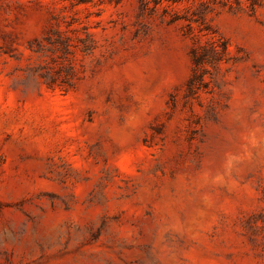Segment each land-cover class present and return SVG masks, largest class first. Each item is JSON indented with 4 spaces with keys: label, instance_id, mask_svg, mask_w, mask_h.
<instances>
[{
    "label": "rangeland",
    "instance_id": "rangeland-1",
    "mask_svg": "<svg viewBox=\"0 0 264 264\" xmlns=\"http://www.w3.org/2000/svg\"><path fill=\"white\" fill-rule=\"evenodd\" d=\"M0 264H264V0H0Z\"/></svg>",
    "mask_w": 264,
    "mask_h": 264
},
{
    "label": "trees",
    "instance_id": "trees-1",
    "mask_svg": "<svg viewBox=\"0 0 264 264\" xmlns=\"http://www.w3.org/2000/svg\"><path fill=\"white\" fill-rule=\"evenodd\" d=\"M198 58V57H197Z\"/></svg>",
    "mask_w": 264,
    "mask_h": 264
}]
</instances>
